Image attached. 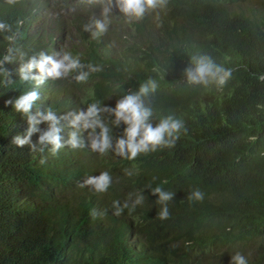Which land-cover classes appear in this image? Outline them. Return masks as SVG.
I'll return each mask as SVG.
<instances>
[{"label": "trees", "instance_id": "16d2710c", "mask_svg": "<svg viewBox=\"0 0 264 264\" xmlns=\"http://www.w3.org/2000/svg\"><path fill=\"white\" fill-rule=\"evenodd\" d=\"M103 5L0 0V21L18 33L15 61L5 65L12 76L0 75V264H230L236 252L248 264H264V82L255 75L264 73V0H168L158 14L131 22L114 8L108 31L92 39L84 26L102 18ZM8 34L0 33V58L12 46ZM61 50L103 70L86 83L75 74L48 80L39 89L42 109L63 114L97 101L114 107L154 78L159 86L145 98L151 122L182 120L175 146L129 161L87 148L52 154L13 145L27 119L6 101L34 87L17 69L41 51ZM201 55L235 70L222 90L186 84L189 61ZM104 119L111 126L114 118ZM123 128L113 127L114 138ZM103 171L112 176L106 193L78 187ZM157 186L175 193L166 220L158 218ZM193 189L202 200L189 199ZM129 193L144 195V203L114 219L138 234L145 250L135 255L118 240L117 227H103L114 216L112 201L123 203ZM91 196L98 204L79 202ZM27 204L40 214L23 212ZM93 209L103 214L94 217Z\"/></svg>", "mask_w": 264, "mask_h": 264}, {"label": "clouds", "instance_id": "9594fccd", "mask_svg": "<svg viewBox=\"0 0 264 264\" xmlns=\"http://www.w3.org/2000/svg\"><path fill=\"white\" fill-rule=\"evenodd\" d=\"M8 2L14 3L15 0H8ZM81 2L83 3L84 0ZM87 2L92 3L94 0H87ZM167 3L168 0H104L102 18L91 19L84 26V31L88 32L92 39L104 35L109 29L108 17L114 8L131 22L142 20L148 14H158L167 7ZM17 23L21 22L17 21ZM0 33H9L5 39L12 45L7 49V54L0 58V75L10 78L12 73L6 69L5 65L15 61L14 53L17 52L15 43L18 33L4 21H0ZM102 70L101 65L85 64L79 56H73L71 52L63 50L54 55L41 51L22 62L17 69L19 79L25 83L34 82V87L26 89L18 98L6 101V104L11 105L15 112L21 113L27 119L25 133L15 136L12 144L18 148L28 146L31 152L44 153L48 150L52 154H56L63 148L73 150L87 148L101 156L111 152L129 161L135 160L141 154L174 147L185 130L184 122L173 116H167L161 118L155 126L153 125L151 122L154 115L153 108L146 103L145 98L154 94L159 86L154 78H148L141 83L138 92L123 96L114 107H102L97 101L88 104L86 109H76L63 114L52 107L42 109L39 103L41 100L39 89L48 80L66 79L75 74L77 83H86L92 74ZM234 71L233 68L215 63L207 55H201L191 58L184 77L188 85L205 88L214 85L218 90H222L232 79ZM255 75L258 81L264 82V73ZM105 114L114 118L111 120V126L105 122ZM41 124H45L46 128L42 130L39 127ZM121 125L124 126L122 134L114 138L113 127ZM34 134H39L36 142L32 141ZM125 173L132 174L128 169H125ZM111 185L110 172L103 171L99 175L85 177L78 187H87L94 193L103 194ZM151 191L153 195L158 196L155 201L160 205L158 218L166 220L170 215L167 204L174 198L175 193L160 186ZM54 199L50 202L53 203ZM189 199L202 200L203 193L199 189H193ZM89 201L90 204L97 203L92 196L79 202ZM144 201L145 196L140 193H129L123 203L120 200H113L111 207L114 209V216L103 225V227L108 225L117 227L118 240L122 241L123 247L127 248L132 255L144 251L145 248L136 231L126 224V221L114 219V217L121 215L125 209L134 210ZM25 206L22 211L32 216H38L42 210L41 207H31L29 204ZM102 214L96 209L92 210L94 217ZM230 264H248V259L242 253L236 252L231 256Z\"/></svg>", "mask_w": 264, "mask_h": 264}, {"label": "rangeland", "instance_id": "374dc122", "mask_svg": "<svg viewBox=\"0 0 264 264\" xmlns=\"http://www.w3.org/2000/svg\"><path fill=\"white\" fill-rule=\"evenodd\" d=\"M59 3V2H58Z\"/></svg>", "mask_w": 264, "mask_h": 264}]
</instances>
